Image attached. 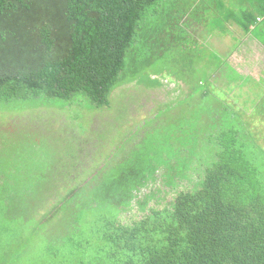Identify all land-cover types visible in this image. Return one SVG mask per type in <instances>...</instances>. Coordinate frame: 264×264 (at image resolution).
I'll return each instance as SVG.
<instances>
[{"label": "trees", "instance_id": "16d2710c", "mask_svg": "<svg viewBox=\"0 0 264 264\" xmlns=\"http://www.w3.org/2000/svg\"><path fill=\"white\" fill-rule=\"evenodd\" d=\"M245 1L249 7L238 16L264 50V30L257 31L264 0ZM217 2L0 0V100L32 93L84 97L97 110L110 108L115 90L158 63H172L183 87L172 106L182 109L178 131L166 150L156 142L85 182L100 193L92 202L116 216L96 230L99 255L81 264H264V77L254 83L227 73L235 71L231 54L203 58L206 39L196 32L221 18ZM222 70L228 75L219 84ZM196 165L194 182L188 173ZM161 170L166 185L188 179L194 187L179 192L167 209L150 208L140 221L121 223L134 204L146 212L155 196L141 200V191Z\"/></svg>", "mask_w": 264, "mask_h": 264}, {"label": "rangeland", "instance_id": "374dc122", "mask_svg": "<svg viewBox=\"0 0 264 264\" xmlns=\"http://www.w3.org/2000/svg\"><path fill=\"white\" fill-rule=\"evenodd\" d=\"M227 13L221 12L220 20ZM258 26L257 31L264 30V24ZM237 35L241 33L216 40L222 46L205 48L203 58L210 61L221 49H237L241 41ZM228 62L235 70L227 72L232 76L233 72L251 76L254 83L264 77V50L257 42L247 43ZM173 68L172 63H158L135 82L121 86L111 95L110 108L97 110L84 97L65 101L32 93L23 99L0 100V264H81L99 255L96 230L102 221L114 220L116 213L93 203L91 198L100 193L93 194L92 184L85 182L100 179L105 173L101 167L115 169L138 150H149L156 142L166 150L174 141L170 139L178 131L174 125L182 109L172 106L182 98L183 87ZM227 73L217 74L219 84ZM198 78L191 82L197 84ZM221 88L227 87L222 83ZM199 169L194 166L188 179L198 181ZM163 174L161 170L157 181L141 191V200L151 193L155 196L146 212L134 204L122 213L121 223L140 221L150 208L167 209L179 192L194 187L188 179L170 187Z\"/></svg>", "mask_w": 264, "mask_h": 264}, {"label": "crops", "instance_id": "0c3cea01", "mask_svg": "<svg viewBox=\"0 0 264 264\" xmlns=\"http://www.w3.org/2000/svg\"><path fill=\"white\" fill-rule=\"evenodd\" d=\"M250 3L257 2L255 0H248ZM252 1V2H251ZM233 3V4H230ZM217 6L221 8V12L224 13L226 10H228L227 14H224L222 19H209L207 24L205 26H201L197 28L196 35L199 37H202L203 39H206L203 41L204 46L208 45L207 48L216 49L219 48L220 43L216 40L218 39H225V38H232L233 35H235L236 32H240L241 36L237 35V37L241 38L240 43L237 45V49L225 51L221 49L222 54H239L241 53L242 48L246 47L247 43H254L257 42L254 40L249 34H246L244 31L243 25L244 21L242 20L241 15L242 11L249 7V3H246L245 0H218ZM246 7V8H245ZM233 9L237 10V13L233 11ZM213 13V10L211 11ZM223 20L225 21V26L220 27L221 22L223 23ZM217 23V27L214 26V24ZM226 31L228 33H221L222 31ZM234 33V34H232ZM258 43V42H257ZM223 42L221 43L222 46ZM230 43V48H231ZM228 45V43H227ZM258 45H260L258 43ZM212 46V47H211ZM261 46V45H260ZM263 49V48H262Z\"/></svg>", "mask_w": 264, "mask_h": 264}, {"label": "built area", "instance_id": "2783aa9c", "mask_svg": "<svg viewBox=\"0 0 264 264\" xmlns=\"http://www.w3.org/2000/svg\"><path fill=\"white\" fill-rule=\"evenodd\" d=\"M263 21H264V16H263V17H258V18H257V22H258V23H261V22H263Z\"/></svg>", "mask_w": 264, "mask_h": 264}]
</instances>
